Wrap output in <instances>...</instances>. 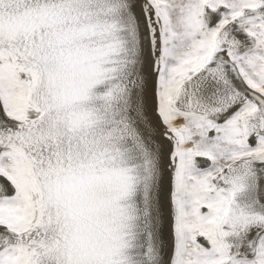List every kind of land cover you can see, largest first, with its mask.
<instances>
[{
  "label": "snow or ice",
  "instance_id": "obj_1",
  "mask_svg": "<svg viewBox=\"0 0 264 264\" xmlns=\"http://www.w3.org/2000/svg\"><path fill=\"white\" fill-rule=\"evenodd\" d=\"M0 264H264V0H0Z\"/></svg>",
  "mask_w": 264,
  "mask_h": 264
}]
</instances>
